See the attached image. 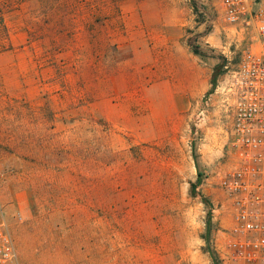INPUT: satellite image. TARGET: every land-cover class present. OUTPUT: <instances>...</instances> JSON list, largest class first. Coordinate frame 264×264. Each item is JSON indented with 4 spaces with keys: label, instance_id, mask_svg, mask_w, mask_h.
Returning <instances> with one entry per match:
<instances>
[{
    "label": "rangeland",
    "instance_id": "rangeland-1",
    "mask_svg": "<svg viewBox=\"0 0 264 264\" xmlns=\"http://www.w3.org/2000/svg\"><path fill=\"white\" fill-rule=\"evenodd\" d=\"M7 10L0 221L18 264H218L227 220L211 216L223 198L209 180L230 167L225 89L253 31L228 26L216 0Z\"/></svg>",
    "mask_w": 264,
    "mask_h": 264
},
{
    "label": "built area",
    "instance_id": "built-area-1",
    "mask_svg": "<svg viewBox=\"0 0 264 264\" xmlns=\"http://www.w3.org/2000/svg\"><path fill=\"white\" fill-rule=\"evenodd\" d=\"M216 3L228 26L253 31L258 47L244 52L225 89L231 118L230 167L217 172L209 187L223 198L210 210L211 216H224L227 227L216 230L212 250L218 264H264V15L259 0ZM195 120L203 123L205 110H198ZM0 264H18L4 220L0 221Z\"/></svg>",
    "mask_w": 264,
    "mask_h": 264
},
{
    "label": "trees",
    "instance_id": "trees-1",
    "mask_svg": "<svg viewBox=\"0 0 264 264\" xmlns=\"http://www.w3.org/2000/svg\"><path fill=\"white\" fill-rule=\"evenodd\" d=\"M20 1L21 0H4V2H2V0H0V53L10 51L12 49L9 33L4 22V17L6 14V11L4 12V10H7L12 2Z\"/></svg>",
    "mask_w": 264,
    "mask_h": 264
},
{
    "label": "crops",
    "instance_id": "crops-1",
    "mask_svg": "<svg viewBox=\"0 0 264 264\" xmlns=\"http://www.w3.org/2000/svg\"><path fill=\"white\" fill-rule=\"evenodd\" d=\"M197 85L195 84H192L191 86H189L188 84H187V86H185L186 87V91H187V93H188V95L191 93V95H192V97H194L195 95H198V93H199V89L196 87ZM190 92V93H189ZM185 97V96H184Z\"/></svg>",
    "mask_w": 264,
    "mask_h": 264
}]
</instances>
